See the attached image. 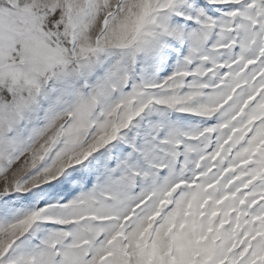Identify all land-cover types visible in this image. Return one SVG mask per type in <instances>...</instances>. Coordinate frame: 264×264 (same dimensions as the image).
<instances>
[{
  "label": "snow or ice",
  "instance_id": "snow-or-ice-1",
  "mask_svg": "<svg viewBox=\"0 0 264 264\" xmlns=\"http://www.w3.org/2000/svg\"><path fill=\"white\" fill-rule=\"evenodd\" d=\"M0 264H264V0H0Z\"/></svg>",
  "mask_w": 264,
  "mask_h": 264
}]
</instances>
